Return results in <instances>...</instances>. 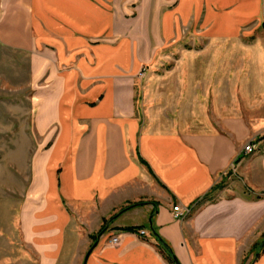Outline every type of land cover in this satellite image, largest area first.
Wrapping results in <instances>:
<instances>
[{
    "label": "crops",
    "instance_id": "0c3cea01",
    "mask_svg": "<svg viewBox=\"0 0 264 264\" xmlns=\"http://www.w3.org/2000/svg\"><path fill=\"white\" fill-rule=\"evenodd\" d=\"M251 22L264 26V0H0V45L27 56L42 138L20 214L39 264H172L154 233L179 264H264L251 253L264 237V43L246 60L243 115L230 104L211 128L163 133L136 101L139 73L193 24L237 45ZM173 207L193 213L176 220Z\"/></svg>",
    "mask_w": 264,
    "mask_h": 264
},
{
    "label": "rangeland",
    "instance_id": "374dc122",
    "mask_svg": "<svg viewBox=\"0 0 264 264\" xmlns=\"http://www.w3.org/2000/svg\"><path fill=\"white\" fill-rule=\"evenodd\" d=\"M205 30L193 24L136 83L141 121L158 132L211 128L214 119L228 116L230 104L235 109L240 104L243 115L254 70L246 60L256 42L264 43V26L249 23L233 40L237 45L215 41ZM32 93L26 54L0 45V264H39L38 254L24 241L20 227V214L32 186V159L43 147L32 125ZM214 107L220 108V116L213 114ZM247 145L252 148L248 154L244 153ZM244 148V156L258 150L256 141ZM238 162L239 158L225 170L226 179L214 187L216 192L227 188L229 176L237 179ZM260 243L254 246L252 257ZM82 263L83 256L65 257L61 262Z\"/></svg>",
    "mask_w": 264,
    "mask_h": 264
},
{
    "label": "built area",
    "instance_id": "2783aa9c",
    "mask_svg": "<svg viewBox=\"0 0 264 264\" xmlns=\"http://www.w3.org/2000/svg\"><path fill=\"white\" fill-rule=\"evenodd\" d=\"M144 72H145V69H143L140 73H139V77L141 78L143 75H144ZM252 152V148L250 145H247L245 148H244V153L248 154ZM187 212L188 210H182L180 209L179 207H173L172 209V213H173V217L174 219L176 220H180V219H183L184 216L187 215ZM137 234L139 236H145L146 235V232L143 231V230H139L137 232ZM118 243V237H112L110 240H109V244L110 245H116Z\"/></svg>",
    "mask_w": 264,
    "mask_h": 264
},
{
    "label": "water",
    "instance_id": "95a60500",
    "mask_svg": "<svg viewBox=\"0 0 264 264\" xmlns=\"http://www.w3.org/2000/svg\"><path fill=\"white\" fill-rule=\"evenodd\" d=\"M154 235H155V239H156V242L158 243V245L163 247L168 252V255L171 257L172 260L175 261V264H179L178 261L176 260V258L174 257L171 249L168 247V245L165 242H163V240L158 235H156L155 233H154ZM263 246H264V238H263L262 242L260 243V245L258 246V249L256 251V256L259 255Z\"/></svg>",
    "mask_w": 264,
    "mask_h": 264
},
{
    "label": "trees",
    "instance_id": "16d2710c",
    "mask_svg": "<svg viewBox=\"0 0 264 264\" xmlns=\"http://www.w3.org/2000/svg\"><path fill=\"white\" fill-rule=\"evenodd\" d=\"M262 138L264 139V135L262 136ZM235 162H236V160H235ZM137 205H141V204H136V205H134V206H137ZM131 207H133V206H131ZM124 211H125V210H124ZM127 230H128V231H135L134 228H128ZM103 231H104V227L101 228V230L98 232V235H100ZM158 249H159L160 251L163 250V248H162L161 246H159V245H158ZM167 259H168V261H169L170 263L175 264V261L172 260L170 256H168Z\"/></svg>",
    "mask_w": 264,
    "mask_h": 264
}]
</instances>
